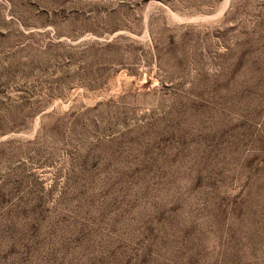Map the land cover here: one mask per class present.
Returning a JSON list of instances; mask_svg holds the SVG:
<instances>
[{"label":"rangeland","instance_id":"1","mask_svg":"<svg viewBox=\"0 0 264 264\" xmlns=\"http://www.w3.org/2000/svg\"><path fill=\"white\" fill-rule=\"evenodd\" d=\"M0 264H264V0H0Z\"/></svg>","mask_w":264,"mask_h":264}]
</instances>
